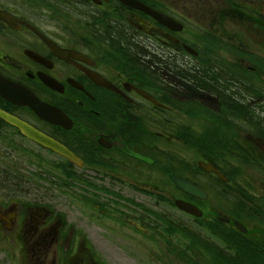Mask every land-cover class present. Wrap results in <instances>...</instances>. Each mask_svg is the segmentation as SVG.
Listing matches in <instances>:
<instances>
[{
  "label": "flooded vegetation",
  "instance_id": "flooded-vegetation-1",
  "mask_svg": "<svg viewBox=\"0 0 264 264\" xmlns=\"http://www.w3.org/2000/svg\"><path fill=\"white\" fill-rule=\"evenodd\" d=\"M247 24L264 34V0H0V110L73 157L0 118V255L101 264L100 230L161 257L173 228L193 264H264V43Z\"/></svg>",
  "mask_w": 264,
  "mask_h": 264
},
{
  "label": "water",
  "instance_id": "water-1",
  "mask_svg": "<svg viewBox=\"0 0 264 264\" xmlns=\"http://www.w3.org/2000/svg\"><path fill=\"white\" fill-rule=\"evenodd\" d=\"M4 86H6V85H4ZM0 93L3 96H5L6 98H9L7 92H5L3 87H0ZM21 97H22V100L18 101L17 104L29 106L30 108H32L37 113V115H39L43 119H47V116L52 113L51 109L47 105L42 104L39 100L30 97L28 94H25L22 91H21ZM0 118L2 120H4L5 122H7L8 124L13 125L16 128H19L20 130H22V132L28 138L35 141L39 145L46 147V148H49V149H52L53 151H55L56 153H58L60 155L72 158V156L67 152V150L62 145H60L59 143H57L53 139L46 137L42 133H40L34 129H31L30 127H28L23 122H20L15 117L8 115L7 113H4L3 111L0 110ZM202 167L207 172L214 173L223 180V178H224L223 175L214 167L208 166V165L207 166L202 165ZM173 181L176 184V186L179 187L180 189H182L185 193L192 195V196H195V197L204 198V195H203L204 193L199 188L191 185L190 183L186 182L185 180H183L181 178H174L173 177ZM176 206L186 213H189V214L195 215V216H200V214L197 213L198 210L190 204L184 203L182 201H176Z\"/></svg>",
  "mask_w": 264,
  "mask_h": 264
},
{
  "label": "rangeland",
  "instance_id": "rangeland-1",
  "mask_svg": "<svg viewBox=\"0 0 264 264\" xmlns=\"http://www.w3.org/2000/svg\"><path fill=\"white\" fill-rule=\"evenodd\" d=\"M250 5L253 6V3H251ZM246 30V42L264 43V34H261L258 29H252L247 24ZM261 52L264 58V50H262ZM261 89L264 90V82L261 85ZM165 211L167 214L174 213L170 208L167 207ZM97 239L100 243L99 245H97V243L95 244L98 248H100V250H102V261L104 262L103 264H160L158 263L157 258H150L149 254H145V251L136 248V246H131L128 243H125V241H115L114 243H109L107 241L106 235H104V233H102L100 230H97ZM163 260L164 258H162V263ZM164 262L165 264H171V261L168 258L165 259ZM173 263L186 264L182 259H176ZM0 264H13V260L4 258L3 255H0Z\"/></svg>",
  "mask_w": 264,
  "mask_h": 264
},
{
  "label": "trees",
  "instance_id": "trees-1",
  "mask_svg": "<svg viewBox=\"0 0 264 264\" xmlns=\"http://www.w3.org/2000/svg\"><path fill=\"white\" fill-rule=\"evenodd\" d=\"M170 234L166 233V236L170 238V240L166 243V246L164 247V255L160 257L165 259H170L171 264H174L175 259H182L185 261L186 264H193L190 252H191V237L189 235H185L183 233L181 234H175L173 228L168 230ZM180 242V243H179ZM177 243L181 246L180 248L177 247ZM163 260V261H164Z\"/></svg>",
  "mask_w": 264,
  "mask_h": 264
},
{
  "label": "bare ground",
  "instance_id": "bare-ground-1",
  "mask_svg": "<svg viewBox=\"0 0 264 264\" xmlns=\"http://www.w3.org/2000/svg\"><path fill=\"white\" fill-rule=\"evenodd\" d=\"M157 250L156 248L153 249V251Z\"/></svg>",
  "mask_w": 264,
  "mask_h": 264
}]
</instances>
